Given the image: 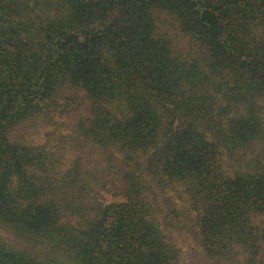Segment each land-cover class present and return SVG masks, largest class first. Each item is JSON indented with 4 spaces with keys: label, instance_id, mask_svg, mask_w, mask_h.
Here are the masks:
<instances>
[{
    "label": "trees",
    "instance_id": "16d2710c",
    "mask_svg": "<svg viewBox=\"0 0 264 264\" xmlns=\"http://www.w3.org/2000/svg\"><path fill=\"white\" fill-rule=\"evenodd\" d=\"M0 264H264V0H0Z\"/></svg>",
    "mask_w": 264,
    "mask_h": 264
},
{
    "label": "rangeland",
    "instance_id": "374dc122",
    "mask_svg": "<svg viewBox=\"0 0 264 264\" xmlns=\"http://www.w3.org/2000/svg\"><path fill=\"white\" fill-rule=\"evenodd\" d=\"M44 132H45V130H41L37 135H35L32 138L33 142H36L37 144L41 143L44 140V138H43ZM97 198L104 204H109V203L119 201V199H115L111 194L106 193V192H99L97 194ZM189 244L190 243H185L183 241H180L179 246L182 250L184 259L187 257V254L189 251V246H188Z\"/></svg>",
    "mask_w": 264,
    "mask_h": 264
}]
</instances>
